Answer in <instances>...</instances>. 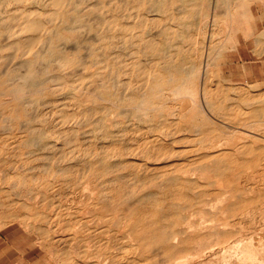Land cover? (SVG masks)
I'll return each mask as SVG.
<instances>
[{
  "label": "bare ground",
  "instance_id": "obj_1",
  "mask_svg": "<svg viewBox=\"0 0 264 264\" xmlns=\"http://www.w3.org/2000/svg\"><path fill=\"white\" fill-rule=\"evenodd\" d=\"M3 232L43 264H264V0H0Z\"/></svg>",
  "mask_w": 264,
  "mask_h": 264
},
{
  "label": "rangeland",
  "instance_id": "obj_2",
  "mask_svg": "<svg viewBox=\"0 0 264 264\" xmlns=\"http://www.w3.org/2000/svg\"><path fill=\"white\" fill-rule=\"evenodd\" d=\"M256 61L257 60H254L253 62L256 63ZM228 75L229 72L227 71L226 76ZM5 241L8 242L4 243ZM31 244H32V238L24 234L22 235L21 233H16V232H12L8 234L7 232H5L3 236H0V255H5L9 253L10 255L15 257V260L6 261L5 264H43L42 262L43 255L34 254V252L32 251L33 247ZM16 247L18 251L15 249Z\"/></svg>",
  "mask_w": 264,
  "mask_h": 264
}]
</instances>
